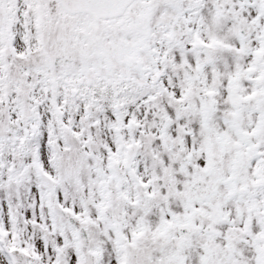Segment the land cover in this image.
Wrapping results in <instances>:
<instances>
[{"label":"snow or ice","instance_id":"6c2138e0","mask_svg":"<svg viewBox=\"0 0 264 264\" xmlns=\"http://www.w3.org/2000/svg\"><path fill=\"white\" fill-rule=\"evenodd\" d=\"M0 264H264V0H0Z\"/></svg>","mask_w":264,"mask_h":264}]
</instances>
